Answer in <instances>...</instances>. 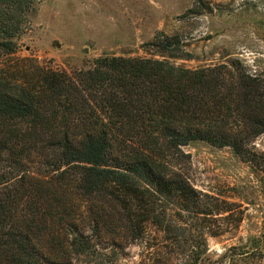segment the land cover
<instances>
[{
	"label": "trees",
	"instance_id": "trees-1",
	"mask_svg": "<svg viewBox=\"0 0 264 264\" xmlns=\"http://www.w3.org/2000/svg\"><path fill=\"white\" fill-rule=\"evenodd\" d=\"M39 1L0 0V264H208V237L241 214L193 186L182 147H229L264 174V77L176 64L188 53L161 31L150 57L28 71L10 57Z\"/></svg>",
	"mask_w": 264,
	"mask_h": 264
},
{
	"label": "rangeland",
	"instance_id": "rangeland-1",
	"mask_svg": "<svg viewBox=\"0 0 264 264\" xmlns=\"http://www.w3.org/2000/svg\"><path fill=\"white\" fill-rule=\"evenodd\" d=\"M159 31L177 34L188 53L170 59L176 64L195 68L238 60L264 77V0H40L10 58L22 59L28 71L71 72L104 54L153 56L144 44ZM253 144L264 153V132ZM182 149L190 156L193 186L235 202L230 221L241 214L236 227L208 237V264L229 247L235 264H264V174L229 147L196 140ZM130 251L136 260L139 249Z\"/></svg>",
	"mask_w": 264,
	"mask_h": 264
}]
</instances>
